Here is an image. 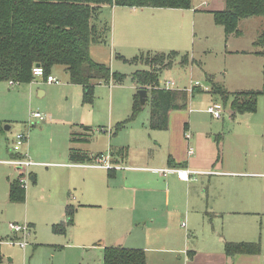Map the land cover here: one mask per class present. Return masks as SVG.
<instances>
[{
    "label": "rangeland",
    "instance_id": "obj_1",
    "mask_svg": "<svg viewBox=\"0 0 264 264\" xmlns=\"http://www.w3.org/2000/svg\"><path fill=\"white\" fill-rule=\"evenodd\" d=\"M224 4L226 5V0H192V8L160 10L169 16L167 19L169 25L165 30L173 32L172 37L177 36V39L168 42L175 46L149 49L150 47L147 45L125 49L123 52L118 50L111 52V48L106 42L95 41L92 43V46L98 49L99 62L108 64L114 71L125 74V78L122 82L111 83L110 81L96 86L94 102L99 106V122L110 125L112 132L95 133L88 143L93 144L99 148V152L103 151L105 154H107L110 146L123 145L129 147V151L134 152V154L150 159L147 162L149 166L158 168L168 166L170 153L167 143L170 139V129H152L149 126L151 100L138 111L134 110V95L138 91V86L132 80L131 74L138 69L154 68V64L146 63L149 61V57L152 59L157 53L169 54L175 50L180 55L173 58L171 66L165 65L166 67L160 71V83L165 79H172L176 81L179 89L188 90L191 96L186 108L174 110V133H178L179 139H185L184 131L187 128V123L189 126L187 132H190V136H192L190 146L194 147L196 151L197 161L202 163V158L207 159L208 154H210L209 157L213 163L223 160L222 166L210 165L209 170L240 172L241 176L246 177L243 179V184L248 187L251 193H259L261 190L260 197L264 200L262 184L257 179L264 171V36L261 38L262 33H264V16H251L241 19L239 22L240 35H230L227 38L223 26L216 21L212 11L216 6H224ZM159 30L156 29L155 32ZM184 34L186 36L183 37ZM159 37L153 38L156 39L153 41L155 46L160 45L165 40L162 33ZM186 55L188 58L186 64H183L182 60ZM51 72L61 80L62 85L66 83V79L68 80V74L62 65L55 66ZM196 81H200L202 85L199 90L192 88ZM205 87H208L209 90H204ZM215 87L226 88L229 91L228 98L224 97L219 89H217L219 91H214ZM76 89H78L76 86L71 85L66 94L58 88H50L55 98L54 101L50 100L57 116L70 118L71 113H76L79 110V106L76 104V101L78 102ZM241 91L260 92L257 109L254 111H236L231 114L233 95ZM111 93H113L114 116L112 117L113 123L109 124V96ZM82 102L84 103L83 99ZM216 103L223 106L222 117L220 118L208 111V108ZM84 109H89V105L85 106ZM33 111L41 110L34 105V107H30L29 111V107L24 106L22 110L13 113L11 115L14 118L11 122L13 127L9 130L5 129L3 132L8 139L1 133L3 142L5 145L8 144L7 146L12 153L14 152L12 134L17 131L27 133L28 142L23 145L20 152L21 154L27 153L34 162V166L29 168L28 173L30 174L31 169L33 170L38 164L37 161L51 159L47 154L50 147L63 137V133L58 132L59 125L49 129L45 128V122L38 123L33 118L31 114ZM29 143L32 151H25ZM187 148L186 143H183L180 146V152L186 155ZM141 149L144 150L143 153L140 152ZM1 165V256H5L3 258L5 264H24L25 258L30 262L34 253L33 250L37 248H34L33 245L35 244L32 237L33 228L28 237L30 244H28L25 254L20 246L7 242L8 235L12 233L9 222L22 224L28 223L29 217L41 218L37 212L44 207L45 202L41 200L38 192H32L29 217H26V202L24 204L11 203L2 193L3 187L8 182L7 175L18 178L20 171L14 167L13 171L8 172V169L2 168ZM197 168H203V166ZM149 172L158 178L165 177L155 170L150 169ZM215 175L210 177L212 183L209 189V201L213 206H220L222 200L228 203L229 184L220 179H213V177H217ZM204 177L209 180L208 175H199L197 176L198 181L194 180L192 183L199 185L204 181ZM28 178L26 191L31 189L30 184L32 183L30 175ZM203 192L206 201L208 191ZM178 195L179 199L176 204L179 208L184 206L185 210V214L179 218V225L182 221H186L188 228L190 218L186 217V191L183 187H180ZM180 197H183L184 200ZM249 197L253 198L252 195ZM229 205L233 206V204ZM237 208L244 209V213H235L229 216L222 213V216L219 217V221L223 223V229L225 230L227 227L225 224L227 217L240 219L246 224L247 237L260 239L263 244L264 215L258 213L261 211L258 209L256 200L250 199L246 205H237ZM96 210L99 211V208L94 209V211ZM79 223L72 228L70 236L69 234L65 236L53 232L47 223L38 221L34 230L38 236L37 241L44 242V244L38 246L39 249L37 248L32 264H104V246L100 243L103 240L102 237H99L100 228L92 230L90 225L84 221L80 220ZM206 223L210 225L209 219L206 220ZM101 231L102 234L106 232L105 230ZM182 231L177 229L178 235ZM183 233L186 234L185 229ZM196 238L192 235L189 239L192 244H189L184 236L186 250L196 249V244H200L202 247L207 246V236L202 237L200 235V240H195ZM52 243H55L54 247L51 246ZM53 252L56 255L51 261ZM153 252L158 254L155 250L150 251V253ZM9 256L13 258L12 261L9 260ZM172 260L178 262L175 256Z\"/></svg>",
    "mask_w": 264,
    "mask_h": 264
},
{
    "label": "crops",
    "instance_id": "obj_2",
    "mask_svg": "<svg viewBox=\"0 0 264 264\" xmlns=\"http://www.w3.org/2000/svg\"><path fill=\"white\" fill-rule=\"evenodd\" d=\"M224 7L225 4L224 6L218 5L212 11L222 10ZM165 9L161 7L103 6L100 19L111 26L110 38L106 41L111 48V52H117V50L123 52L125 49L147 45H149V49L175 46L168 43L177 39V36L172 37L173 32L165 30L169 25L167 22L169 16L160 11ZM162 27L163 29H161ZM156 29L160 30L155 32ZM161 33L165 40L160 45L155 46L153 41L160 38ZM91 55L95 61L99 62L98 49L92 45ZM51 74L53 73L51 72ZM111 83L117 82L111 81ZM70 84L78 88L76 89L78 99L76 104L79 106V110L76 113H71L70 118L57 116L50 100L54 101L55 99L50 88H58V90L67 94L69 88H71ZM83 94V86L71 83L69 75L64 85H62V82L60 84L50 83L45 76H35L31 82L15 83L13 86L10 85V81H0V164H2V168L8 169V172H10L16 167L20 171V175L22 173L20 167L7 162L10 159L19 158L21 154L10 152L8 144L5 145L3 142L1 133L3 134L5 129L9 130L13 127L11 122L14 118L11 115L22 110L24 106H28L30 111V107L36 105L47 115V119L43 121V123L45 122V128L49 129L59 125L58 132L63 133V137L52 144L47 153L51 159L37 161L38 164L35 165L33 170L31 169V189L26 191L25 201L14 202L10 199V183L19 179V177L8 174V182L2 190L6 199L8 198L11 203L24 204L26 202V217H29L32 192H38L41 200L45 202L44 207L37 212L41 218L35 216L28 218L31 231L33 228L34 248L44 244V242L37 241L38 236L34 230L38 221L47 223L55 233L65 236L69 234L70 236L72 228L80 224L79 221L81 220L90 225L92 230L100 228L99 237L103 239L100 243L104 246V251L108 246L117 245L143 248L147 253L148 264H264V238L262 244L260 239L247 237L246 224L240 219L227 217L225 230L223 229V223L219 221L222 213H226L228 216L235 213H244L245 210L237 208V205H246L253 198L261 211L258 213L264 215V200L260 197L261 190L259 193H251L248 187L243 184V179L246 177L241 176L240 172L209 170L210 165L215 167L223 165V160L213 163V160L209 157L210 154L206 157L207 159L202 158V163L197 161L196 151L194 147L190 146L192 136L187 137L189 127L187 123V128L184 131L185 139H179L178 133L173 131L174 110L169 115L170 139L167 145L170 155L168 166L161 168L149 166L147 162L150 159L134 154V152L129 151V147L123 145L110 146L107 151L112 162L121 166V168L107 169L89 166V159L104 152H99V148L88 142L95 133L112 132V128L105 122L104 124L99 122V106L94 102L95 99L92 104H87L85 101L83 103ZM109 97V124H112V117L114 116L113 93ZM87 105H89V109L86 110L84 108ZM231 114H234L233 110ZM101 115L102 113L100 117ZM4 125H9V128H4ZM18 132L20 131L12 134V144ZM3 135L8 139L5 134ZM182 142L188 146L186 155L180 152ZM167 145L165 146L167 147ZM191 147L194 149L193 154H189ZM28 150L32 151L30 143L25 151ZM72 151L87 154L88 159H74ZM140 152L143 153L144 150L141 149ZM171 157L173 164L169 161ZM45 165L47 166L44 167ZM32 166L34 165L32 164L30 167ZM200 166H203V168H197ZM162 168H189L201 172L195 175L196 179L184 181L177 172L171 170L163 173L160 170ZM150 169L160 172L165 177H156L149 172ZM214 174L217 177H213V179H220L229 184L228 203L222 200L220 206H213L209 201V189L212 183L210 177ZM199 175H208L209 180L204 177V181L199 185L192 183V181L198 179L197 176ZM257 179L262 184V193L264 194V171ZM180 187H183L186 191V217L190 218L188 228L187 225H184L186 221H182L179 225V218L185 214L184 206L179 208L176 204L179 199ZM203 191H208L206 201ZM250 195L253 198L249 197ZM180 198L184 200L183 197ZM229 204H233V206ZM69 207L74 209L72 217L68 214ZM95 208H99V211H94ZM207 219H209L210 225L206 223ZM70 220H73V222L70 223ZM61 224L66 225L65 231L56 232L55 226ZM177 229L181 231L185 229L186 234L182 231L178 235ZM101 230L106 232L102 234ZM11 232L8 235L7 242L11 239L19 240L21 238V234L12 230ZM192 235L197 237L195 240H200V235L202 237L207 236V246L202 247L200 244H196V249L186 250L184 236L185 240L192 244V241H189ZM228 242H260L261 251L254 254L237 253L231 255L226 250V243ZM13 245L20 246L17 243ZM54 245L55 243H52L51 246L54 247ZM152 245L161 247H153ZM27 247L28 245L26 248L20 246L25 254ZM37 248L33 250L34 253L30 262L25 258L24 264H32V259L39 249ZM152 250H155L158 254L150 253ZM55 255L56 253L53 252L51 261L54 260ZM173 256L176 257L178 262H173ZM4 257L2 256L0 260L1 264H5ZM9 260L12 261L13 258L9 256Z\"/></svg>",
    "mask_w": 264,
    "mask_h": 264
},
{
    "label": "trees",
    "instance_id": "obj_3",
    "mask_svg": "<svg viewBox=\"0 0 264 264\" xmlns=\"http://www.w3.org/2000/svg\"><path fill=\"white\" fill-rule=\"evenodd\" d=\"M105 5L188 9L192 8V0H0V81L28 83L35 78L33 68L36 65L43 67L45 75L50 74L55 65H62L69 75V81L83 86L85 103L94 101L97 84L122 82L125 74L114 71L108 64L95 61L91 55L93 42H106L110 38L111 26L100 19ZM213 13L227 38L240 35L241 19L264 16V0H226L224 9ZM263 36L264 33L261 38ZM179 55L175 50L169 54L157 53L146 62L154 64V68L138 69L131 74L137 86L148 89L147 103L151 100L149 126L152 129H167L170 112L188 106L191 96L188 90L159 87L160 71L163 67L171 66L173 58ZM187 58L186 55L183 64H186ZM199 89V86L193 87V90ZM216 90L228 98L226 88L215 87ZM259 93H235L231 109L233 112L256 110ZM140 108L143 107L137 92L134 110ZM101 154L104 153L98 155ZM72 156L74 159H88L87 154L78 151H72ZM169 161H172V157ZM25 198L26 189L18 179L12 181L10 199L22 202ZM73 213V207H69L68 214L72 217ZM65 228L66 225L61 224L55 226V231L64 232ZM226 250L231 255L259 253L261 243L228 242ZM104 264H148L147 253L143 248L108 246L104 251Z\"/></svg>",
    "mask_w": 264,
    "mask_h": 264
},
{
    "label": "built area",
    "instance_id": "obj_4",
    "mask_svg": "<svg viewBox=\"0 0 264 264\" xmlns=\"http://www.w3.org/2000/svg\"><path fill=\"white\" fill-rule=\"evenodd\" d=\"M33 73L35 76H45L46 80L50 83H56L60 84L61 81L58 79L56 76L53 74H47L45 75V71L41 65H36L33 68ZM10 85L13 86L15 85L14 81H10ZM194 86H199L202 87L200 81H196L194 85H192V88ZM159 87L161 88H166V89H178L176 81L172 79H165L163 82H159ZM205 90H208V87L204 88ZM208 111L212 113L215 117L220 118L222 117V112H223V106L219 103L214 104L213 106H210L208 108ZM33 118H35L38 123H42L47 119V115L43 113L42 111H33L32 113ZM187 137L190 138V133L187 134ZM28 142V135L25 131H20L16 134L13 142V151L20 153L22 147L25 143ZM194 149L191 147L189 149V154H193ZM8 163L14 164L18 167L21 168L22 173L19 177V182L26 189L27 183H28V173L30 166L34 163L30 157L26 154H21L19 158H14L10 159L7 161ZM89 166L93 167H103L107 169L111 168H121V166L116 165L112 162L110 154H101L98 156H95L91 162L88 163ZM161 172L166 173L168 171H175L178 173L179 177L184 180V181H191L192 179H196V174H199L201 171L194 170V169H189V168H162L160 169ZM184 225L186 226L187 223L185 222ZM9 227L12 231L21 234V238L19 240L11 239L8 240L9 243H17L19 244L22 248H26V246L29 244L28 237L31 234V228L29 223H14L11 222L9 223Z\"/></svg>",
    "mask_w": 264,
    "mask_h": 264
},
{
    "label": "water",
    "instance_id": "obj_5",
    "mask_svg": "<svg viewBox=\"0 0 264 264\" xmlns=\"http://www.w3.org/2000/svg\"><path fill=\"white\" fill-rule=\"evenodd\" d=\"M139 97H140V103L141 106L144 107L147 104V99H148V89L144 87H140L138 89ZM6 128H9V125L6 126Z\"/></svg>",
    "mask_w": 264,
    "mask_h": 264
}]
</instances>
